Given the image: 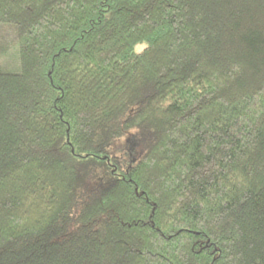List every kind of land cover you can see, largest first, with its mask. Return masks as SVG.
<instances>
[{
  "label": "trees",
  "instance_id": "1",
  "mask_svg": "<svg viewBox=\"0 0 264 264\" xmlns=\"http://www.w3.org/2000/svg\"><path fill=\"white\" fill-rule=\"evenodd\" d=\"M0 23V264H264V0H0Z\"/></svg>",
  "mask_w": 264,
  "mask_h": 264
},
{
  "label": "rangeland",
  "instance_id": "2",
  "mask_svg": "<svg viewBox=\"0 0 264 264\" xmlns=\"http://www.w3.org/2000/svg\"><path fill=\"white\" fill-rule=\"evenodd\" d=\"M0 70L4 72L22 71L18 33L14 23H0ZM122 150L120 157L125 164L138 157L130 141L127 146L122 147Z\"/></svg>",
  "mask_w": 264,
  "mask_h": 264
}]
</instances>
